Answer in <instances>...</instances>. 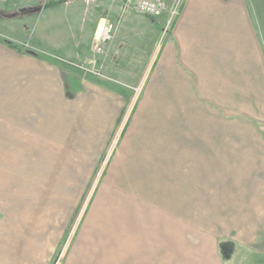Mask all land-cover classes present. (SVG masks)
<instances>
[{"label":"crops","instance_id":"crops-1","mask_svg":"<svg viewBox=\"0 0 264 264\" xmlns=\"http://www.w3.org/2000/svg\"><path fill=\"white\" fill-rule=\"evenodd\" d=\"M104 17L119 27L97 67L118 84L54 60L86 64ZM28 18L16 35L0 19L46 54L0 39V143L98 182L63 264H261L264 0H184L162 40L161 17L118 1Z\"/></svg>","mask_w":264,"mask_h":264},{"label":"rangeland","instance_id":"rangeland-1","mask_svg":"<svg viewBox=\"0 0 264 264\" xmlns=\"http://www.w3.org/2000/svg\"><path fill=\"white\" fill-rule=\"evenodd\" d=\"M111 1L123 2L127 8L129 6L133 8V11L135 10L134 0ZM44 4V0H0V19H6L3 23L10 25L8 29L14 35L18 34L15 31L18 29H21V34L22 31L29 33V28H21L20 20L26 18L24 26H28L32 18H28L27 15L31 13L35 21L42 15ZM29 7L30 9L27 10L26 8ZM159 17L162 19L157 21L164 20L165 27L162 35H159V40H162L163 37H167L174 19L170 22L167 12ZM159 17L154 18L160 19ZM110 21L114 24V30L112 38L106 44L105 57L107 46L119 27L117 21ZM4 31L5 29L0 27V39H8L3 34ZM16 44L24 50H29L26 48L28 46L32 48L28 42H16ZM34 50L35 53L46 57L45 53ZM53 57L57 56L49 55L47 59L51 60ZM54 60L67 62L74 67V70L71 69L74 73L78 70L84 74L101 77L111 83H119L104 73L105 67L94 74L87 71V65L82 62H73L59 57ZM5 136L10 138L13 135L10 133ZM12 143V141L0 143V264H63L67 258L70 243H74L77 222L82 221L83 211L92 202L91 199L98 190L96 189L98 182L95 180L80 182V166L76 165L69 168V176L60 172L56 175L57 167L51 168L52 171H50V168L41 165L40 158L43 156L40 157L37 151H29V148H26L28 143H19V145ZM15 145L20 148H13ZM78 161L80 162V159ZM32 162L35 164L30 165L29 163ZM44 169L48 172L46 173ZM100 169L101 165H99ZM61 178L63 181H60ZM115 250L117 254L123 253V247L117 246ZM238 257L239 253L237 260ZM260 263L264 264L263 256ZM230 264H236V262ZM245 264H249L248 260Z\"/></svg>","mask_w":264,"mask_h":264},{"label":"built area","instance_id":"built-area-1","mask_svg":"<svg viewBox=\"0 0 264 264\" xmlns=\"http://www.w3.org/2000/svg\"><path fill=\"white\" fill-rule=\"evenodd\" d=\"M183 2L184 0H134V6L137 12L152 17H159L167 12L169 21L171 22L178 15ZM113 30L114 24L108 18L104 17L99 20L92 38L90 47L91 56L87 60V63L84 64L87 65V71L97 74L99 69H101L97 67V62L99 58L102 61L105 57V47L112 38ZM26 48L30 49L29 46Z\"/></svg>","mask_w":264,"mask_h":264},{"label":"trees","instance_id":"trees-1","mask_svg":"<svg viewBox=\"0 0 264 264\" xmlns=\"http://www.w3.org/2000/svg\"><path fill=\"white\" fill-rule=\"evenodd\" d=\"M27 10L28 9H30V7L29 8H26ZM25 10V9H24ZM30 13V12H29ZM28 17H30L31 16V13L29 14V15H27ZM27 28V27H26ZM2 41H4L5 43H7L8 45H10V46H14V47H18V45L16 44V42H14V41H12V40H8V39H1ZM30 52V51H29ZM30 53H32V54H35V52H30Z\"/></svg>","mask_w":264,"mask_h":264}]
</instances>
